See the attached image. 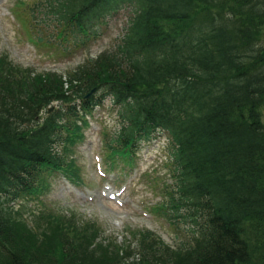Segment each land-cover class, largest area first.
Returning a JSON list of instances; mask_svg holds the SVG:
<instances>
[{"label": "trees", "instance_id": "1", "mask_svg": "<svg viewBox=\"0 0 264 264\" xmlns=\"http://www.w3.org/2000/svg\"><path fill=\"white\" fill-rule=\"evenodd\" d=\"M45 1L49 29L31 14L32 40L54 47L53 37L65 51L130 14L113 50L65 75L0 54V264H264V0ZM109 96L121 121L104 133L107 159L168 139L171 182L155 209L187 235L176 248L147 229L95 259L105 248L95 232L75 229L55 247L63 221L51 225L56 237L37 234L10 208L48 191L51 176L79 182L69 145L83 113Z\"/></svg>", "mask_w": 264, "mask_h": 264}, {"label": "rangeland", "instance_id": "2", "mask_svg": "<svg viewBox=\"0 0 264 264\" xmlns=\"http://www.w3.org/2000/svg\"><path fill=\"white\" fill-rule=\"evenodd\" d=\"M46 5L45 0H0V54L35 75L48 71L65 75L87 58L113 50L125 33L130 14L128 9L114 13L86 44L75 46L71 40L65 51L53 37L45 39L54 42V47L46 43L37 46L32 40L37 33L29 25L31 14L36 15L40 27L49 29V22H44L49 19ZM83 114L84 119L79 121L81 136L69 145L67 155V160L78 168L79 182L71 181L63 172L51 176L48 191L20 198L10 208L19 210L37 234L44 231L55 236L51 225L63 221L66 229L58 230L55 247L60 241L66 242L61 236H71L81 227L95 232L103 246L130 240L134 245L136 234L150 229L169 246L178 247L187 235L178 234L155 209L165 199V186L171 182V149L167 137L157 135L141 143L138 152L126 162L120 156L107 159L103 137L104 133L112 135L119 128L118 107L109 96ZM104 247L92 251L95 259L111 258L112 246Z\"/></svg>", "mask_w": 264, "mask_h": 264}]
</instances>
